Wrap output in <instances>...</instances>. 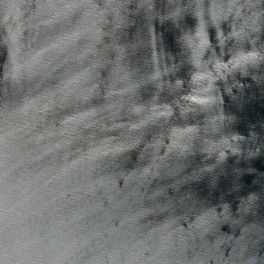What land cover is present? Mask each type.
Here are the masks:
<instances>
[{"label": "water", "instance_id": "95a60500", "mask_svg": "<svg viewBox=\"0 0 264 264\" xmlns=\"http://www.w3.org/2000/svg\"><path fill=\"white\" fill-rule=\"evenodd\" d=\"M0 264H264V0H0Z\"/></svg>", "mask_w": 264, "mask_h": 264}, {"label": "clouds", "instance_id": "9594fccd", "mask_svg": "<svg viewBox=\"0 0 264 264\" xmlns=\"http://www.w3.org/2000/svg\"><path fill=\"white\" fill-rule=\"evenodd\" d=\"M244 59L249 63V65H253V66H255L260 61L259 54L256 53L255 51L244 53ZM253 61L255 63H253ZM239 66H240L239 63L234 65V67H239ZM18 71H19V66L14 65L13 74L14 75L18 74Z\"/></svg>", "mask_w": 264, "mask_h": 264}]
</instances>
